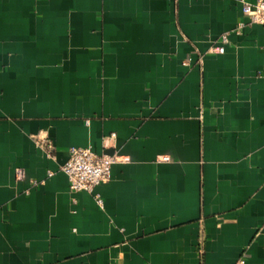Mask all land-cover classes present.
<instances>
[{"label": "crops", "instance_id": "1", "mask_svg": "<svg viewBox=\"0 0 264 264\" xmlns=\"http://www.w3.org/2000/svg\"><path fill=\"white\" fill-rule=\"evenodd\" d=\"M240 1L0 0V264H264V27L235 32ZM73 147L130 162L71 194Z\"/></svg>", "mask_w": 264, "mask_h": 264}, {"label": "built area", "instance_id": "2", "mask_svg": "<svg viewBox=\"0 0 264 264\" xmlns=\"http://www.w3.org/2000/svg\"><path fill=\"white\" fill-rule=\"evenodd\" d=\"M242 12L246 22L239 24L236 33L243 32L246 25H260L264 27V0H257L255 3H248L244 0L240 1ZM228 43V35L222 36L217 42L218 47L214 52L223 54L225 45ZM45 144L48 154L53 150L51 143L42 141ZM162 161L169 162V157H163ZM130 158L124 156L98 155L91 148H70L68 151V160L61 167V171L67 176L69 181V189L71 194L80 192L94 193L96 188L101 184L108 183L112 179V167L118 163H129ZM52 176V173L50 174ZM17 181L24 179L22 170L16 171ZM96 198L99 203L101 199L98 195ZM239 264H245V260L241 259Z\"/></svg>", "mask_w": 264, "mask_h": 264}]
</instances>
